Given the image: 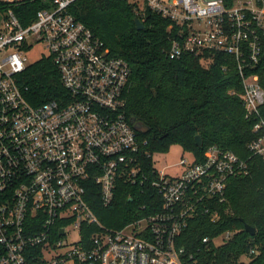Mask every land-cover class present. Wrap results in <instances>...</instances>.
<instances>
[{
    "label": "built area",
    "instance_id": "obj_1",
    "mask_svg": "<svg viewBox=\"0 0 264 264\" xmlns=\"http://www.w3.org/2000/svg\"><path fill=\"white\" fill-rule=\"evenodd\" d=\"M74 1L51 0L26 24L11 9L0 21V264H181L177 238L199 212L218 217L228 179L247 164L211 146L202 161L181 158L175 177L155 169L149 180L146 142L125 114L130 69L70 12ZM127 1L142 23L148 11L170 22L171 58L232 59L244 117L253 120L248 150L264 160V87L248 72L263 55L264 0ZM35 46L44 50L37 61L51 59L66 92L39 105L18 84ZM121 181H150L162 209L110 230L91 202L111 205ZM232 235L217 237L224 243Z\"/></svg>",
    "mask_w": 264,
    "mask_h": 264
},
{
    "label": "trees",
    "instance_id": "obj_2",
    "mask_svg": "<svg viewBox=\"0 0 264 264\" xmlns=\"http://www.w3.org/2000/svg\"><path fill=\"white\" fill-rule=\"evenodd\" d=\"M51 0H0V21L11 9L21 23L34 19ZM70 12L98 36L114 57L129 69L125 91V114L137 131L142 147V169L148 179L155 175L153 155L178 145L199 162L206 149L216 146L231 151L246 162V173L229 178L226 201L217 205L218 217L199 212L177 238L183 249L181 264H264V160L252 156L248 144L253 139V120L244 117L240 99L241 80L229 56L214 55L207 65L190 55H168L167 27L170 22L148 11L143 30H137V15L127 0H76ZM259 76L264 87V50L261 61L250 73ZM26 99L33 105L65 95L57 68L50 58L30 64L18 77ZM264 118V105L260 109ZM202 140L200 147L195 136ZM149 155V156H148ZM150 181L132 185L119 182L111 205L100 199L91 207L107 229L118 230L132 221L162 209V199ZM255 229L254 235L244 226ZM230 239L219 246L211 239L225 232ZM209 241L204 243L203 239Z\"/></svg>",
    "mask_w": 264,
    "mask_h": 264
},
{
    "label": "rangeland",
    "instance_id": "obj_3",
    "mask_svg": "<svg viewBox=\"0 0 264 264\" xmlns=\"http://www.w3.org/2000/svg\"><path fill=\"white\" fill-rule=\"evenodd\" d=\"M41 54H44L43 48L41 46H35L27 54L28 62L33 63L37 61ZM181 158L191 160V154L184 152L178 145H172L166 152L153 155L154 168L170 177H175L183 170L181 166H178ZM214 242L217 246L221 245L222 237L215 238Z\"/></svg>",
    "mask_w": 264,
    "mask_h": 264
},
{
    "label": "water",
    "instance_id": "obj_4",
    "mask_svg": "<svg viewBox=\"0 0 264 264\" xmlns=\"http://www.w3.org/2000/svg\"><path fill=\"white\" fill-rule=\"evenodd\" d=\"M134 23H135L137 30H143L145 28L143 23L138 18H135ZM134 127H135V129H138V130L141 129V125L139 123H135ZM195 144L198 147H200L202 144V140H201V137L199 135L195 136ZM244 230H245V232L249 233L250 235H254V233H255V229L248 226V225L244 226Z\"/></svg>",
    "mask_w": 264,
    "mask_h": 264
}]
</instances>
